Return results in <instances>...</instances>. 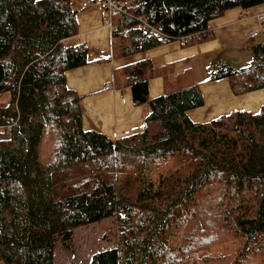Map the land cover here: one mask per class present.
Instances as JSON below:
<instances>
[{"label":"trees","instance_id":"obj_1","mask_svg":"<svg viewBox=\"0 0 264 264\" xmlns=\"http://www.w3.org/2000/svg\"><path fill=\"white\" fill-rule=\"evenodd\" d=\"M118 1L128 12L113 16L115 57L163 43L140 18L170 41L190 36L188 46L212 38L210 22L228 10L264 4ZM78 14L73 0H0V94L11 96L0 105V260L55 264L58 239L68 246L76 228L116 216L118 244L90 264H264V104L194 122L200 86L150 99L145 59L115 70V86L148 107L143 130H86L83 97L67 83L88 63L87 45L72 41ZM253 53L249 67L215 62L207 81L228 78L235 95L264 89V43ZM210 225L235 240L203 246Z\"/></svg>","mask_w":264,"mask_h":264},{"label":"crops","instance_id":"obj_2","mask_svg":"<svg viewBox=\"0 0 264 264\" xmlns=\"http://www.w3.org/2000/svg\"><path fill=\"white\" fill-rule=\"evenodd\" d=\"M79 14L78 34L72 40L87 45L88 63L67 72L68 86L82 97L83 127L101 132L113 139L139 133L144 128L147 105H135L130 86H115V70L149 59L154 75L149 80V98L186 88L200 86L204 104L188 111L194 122L204 123L236 110L258 113L264 104V89L235 95L228 78L207 81L215 62L230 61L241 49L252 31L264 32V4L251 9L236 7L210 22L213 37L184 46L173 40L123 57L113 54V31L105 23V13L94 0H73ZM256 36V37H257ZM71 41V40H69ZM261 41V40H260ZM264 43V42H261ZM260 44V43H258Z\"/></svg>","mask_w":264,"mask_h":264},{"label":"rangeland","instance_id":"obj_3","mask_svg":"<svg viewBox=\"0 0 264 264\" xmlns=\"http://www.w3.org/2000/svg\"><path fill=\"white\" fill-rule=\"evenodd\" d=\"M78 42L80 43L81 41ZM261 42H264V32H261L256 38L247 37V40L242 46H245L246 49H250V58L249 54L247 55V50L245 51L244 49H241L239 54H234L231 60L226 61L225 63L239 68L249 67L254 62L255 56L253 53V47ZM219 60L223 62L222 59ZM209 74L210 72L208 73V76ZM10 98L11 96L9 93L0 94V105H7L10 102ZM118 225L119 223L116 216H112L105 218L102 221L76 228L72 240L67 243L68 246L58 239L57 247L55 249V264H90L95 253L118 244ZM218 228L219 227L213 228L211 226L208 232L209 236L205 237L202 241L203 246L211 247L219 242L235 240L234 235L231 232ZM232 252L233 247L228 246L227 249L219 253L231 255ZM175 258H179V256L174 254V259ZM0 264L5 263L0 260ZM208 264L226 263L222 260H218Z\"/></svg>","mask_w":264,"mask_h":264},{"label":"built area","instance_id":"obj_4","mask_svg":"<svg viewBox=\"0 0 264 264\" xmlns=\"http://www.w3.org/2000/svg\"><path fill=\"white\" fill-rule=\"evenodd\" d=\"M97 4H99L104 13H105V23L111 27L112 29H115V24L113 22V16L117 13H127L128 10L126 8V5L123 2H119L118 0H94ZM141 22V25L143 29L146 31L151 30L152 33H155L162 42H168L170 41L165 33L157 29L156 27L148 24L146 21H144L142 18L139 19ZM258 20L260 22H264V14L258 15ZM257 31H252L250 33L251 38H256ZM191 39L190 36L181 37L177 41H180L182 44L189 41Z\"/></svg>","mask_w":264,"mask_h":264}]
</instances>
